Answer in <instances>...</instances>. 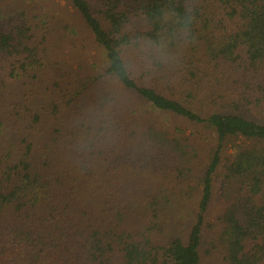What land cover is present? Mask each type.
Returning <instances> with one entry per match:
<instances>
[{
    "label": "trees",
    "instance_id": "1",
    "mask_svg": "<svg viewBox=\"0 0 264 264\" xmlns=\"http://www.w3.org/2000/svg\"><path fill=\"white\" fill-rule=\"evenodd\" d=\"M0 264H264V0H0Z\"/></svg>",
    "mask_w": 264,
    "mask_h": 264
},
{
    "label": "rangeland",
    "instance_id": "2",
    "mask_svg": "<svg viewBox=\"0 0 264 264\" xmlns=\"http://www.w3.org/2000/svg\"><path fill=\"white\" fill-rule=\"evenodd\" d=\"M45 0H30L31 4H56L58 2V0H50L48 3L44 2ZM56 1V3H55ZM60 4H63V2H59ZM92 51V50H91ZM95 55V53H94ZM170 119L164 117L163 119H160L161 123H170L169 121ZM173 125L177 126V127H182L184 128L185 131L189 132L192 131L193 129L191 127H187L185 126L183 123L180 122H173ZM213 138V137H212ZM212 138L211 140H209V143L211 141L212 143ZM208 141L203 142L204 145V151L208 148ZM242 145L240 140H233L230 144H228L225 148V152H224V156H229L231 154L234 153V146H239ZM215 186V190H214V199L215 202L212 205L211 211L213 214H217L218 213V209L220 208L222 201H223V197H222V189H221V185L219 182L214 183ZM162 188V185L161 187ZM167 190V188L165 187L164 189H161L159 191V193H163ZM167 192V191H166ZM188 192V190H186V193ZM191 196V201H185L183 202V204L181 203V208H177V212H174V208L173 207H168L167 209H164L165 211L163 212L164 214H166V216H163V227L164 230L166 232L171 230V233L175 235V237H181L184 234L187 233L189 227L192 225L193 220H194V211L196 210V204H197V200H198V196H199V191H194L193 194H190ZM139 212V211H137ZM140 215V213H139ZM212 219L211 217L209 218V220Z\"/></svg>",
    "mask_w": 264,
    "mask_h": 264
},
{
    "label": "clouds",
    "instance_id": "3",
    "mask_svg": "<svg viewBox=\"0 0 264 264\" xmlns=\"http://www.w3.org/2000/svg\"><path fill=\"white\" fill-rule=\"evenodd\" d=\"M126 55H127L129 58H131V53H126Z\"/></svg>",
    "mask_w": 264,
    "mask_h": 264
}]
</instances>
